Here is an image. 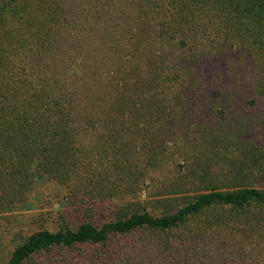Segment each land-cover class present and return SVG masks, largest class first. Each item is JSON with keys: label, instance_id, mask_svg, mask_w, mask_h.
Returning <instances> with one entry per match:
<instances>
[{"label": "trees", "instance_id": "16d2710c", "mask_svg": "<svg viewBox=\"0 0 264 264\" xmlns=\"http://www.w3.org/2000/svg\"><path fill=\"white\" fill-rule=\"evenodd\" d=\"M221 95L264 101V0H0V211L67 190L5 264H264V145L202 122Z\"/></svg>", "mask_w": 264, "mask_h": 264}, {"label": "rangeland", "instance_id": "374dc122", "mask_svg": "<svg viewBox=\"0 0 264 264\" xmlns=\"http://www.w3.org/2000/svg\"><path fill=\"white\" fill-rule=\"evenodd\" d=\"M231 100L232 98L221 95L216 102L217 106L207 113L202 122L207 120L210 122V127L229 130L230 142L235 143L236 146L244 143L264 145V101L255 96H245L243 99L240 98L238 104L232 106ZM181 139L185 141V135ZM66 192L67 190L63 187L52 183H42L34 191L15 194L7 200L13 201L7 203L0 211V264L6 263L9 255L23 237L41 229L42 226L52 230L59 226L56 222L61 220L56 221L55 219L59 216V211L63 210V198ZM152 194L153 190L144 188L141 199L150 202ZM2 202L3 197H0V205ZM174 235L179 237L177 232ZM159 236L156 232L142 231L133 237L120 238L117 242L123 244L128 241L138 247L143 245L151 247L160 239ZM215 242L216 245L215 243L214 245L218 251H222L221 246L225 244L232 245L216 237ZM198 244L202 246L200 248L209 249L213 246V240L206 237ZM218 260L219 264L227 262L223 255L219 256ZM177 261L175 259L176 263ZM252 263L255 261L250 260L249 264Z\"/></svg>", "mask_w": 264, "mask_h": 264}]
</instances>
